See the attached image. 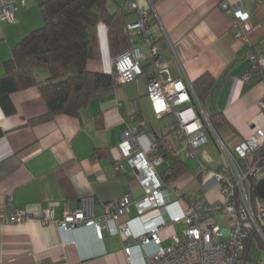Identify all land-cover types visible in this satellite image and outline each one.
<instances>
[{
  "label": "crops",
  "instance_id": "crops-1",
  "mask_svg": "<svg viewBox=\"0 0 264 264\" xmlns=\"http://www.w3.org/2000/svg\"><path fill=\"white\" fill-rule=\"evenodd\" d=\"M26 0L15 12L13 22H0V75L4 62L11 58L16 42L42 24L40 3ZM135 1L147 6V0H107L109 12L121 10L129 47L143 53L139 58L142 73L133 81L120 83L109 92L91 99L75 116L58 114L54 118L32 122L47 111L43 97L36 88H24L10 94L15 111L5 114L0 106V199L4 212L18 209L28 217L18 223L0 225V264H133L124 255L123 240L110 235L105 225L101 237L94 226L80 224L71 230H61L58 220L66 210H78L84 217L98 218L106 213V204L117 202L129 194L132 200L143 197V188L136 182L135 171L122 158L121 134L137 128L136 146L151 156V145L157 144L160 164L155 166L162 193L170 213L187 206L190 200H202L210 207L221 200L219 186L211 172L222 169L226 155H211L208 141L222 142L228 151L247 138L253 127H264V0H154L149 7L150 22L145 35L154 38L161 59L171 76L182 82H198L209 75L214 84L202 103L205 111L214 116L217 125L203 128L204 144L193 148L185 139L173 135L175 116L154 114L146 96L149 77L148 44L144 38H134L126 25L138 19L127 6ZM238 2L249 13L244 35L235 36L232 15L221 7L222 2ZM108 27L102 20L88 30L89 42L86 68L96 72H112L114 56L110 52ZM252 56H256L252 60ZM34 67L37 80L43 82L48 71ZM248 74V78L244 76ZM194 88V87H193ZM195 91V90H194ZM196 93V92H195ZM197 95V94H196ZM216 137V138H215ZM216 145V143L214 144ZM205 151L199 155L198 148ZM202 155V156H201ZM176 162L179 173L167 178L169 167ZM207 168L199 171V165ZM119 166V168H117ZM179 190L180 194L177 192ZM176 191V192H175ZM11 199L6 204V198ZM124 222L137 215L128 205ZM53 210L54 221L42 222L45 209ZM157 214L150 210L141 218L147 220ZM136 220V219H135ZM184 224H171L162 229L163 246L168 234L180 233ZM132 231L142 228L139 221L131 224ZM142 255L155 250L153 243L141 247Z\"/></svg>",
  "mask_w": 264,
  "mask_h": 264
},
{
  "label": "built area",
  "instance_id": "built-area-1",
  "mask_svg": "<svg viewBox=\"0 0 264 264\" xmlns=\"http://www.w3.org/2000/svg\"><path fill=\"white\" fill-rule=\"evenodd\" d=\"M26 0H0V22L15 20V12L25 5ZM154 0H147V6L132 1L127 9L135 11L138 19L126 25L127 31L134 38H144L148 44V59L151 66L148 68L146 96L154 114L162 116L172 113L175 116L173 135L186 140L192 148L204 144L206 135L203 128L211 127L208 114L201 101L195 94L191 82H182L174 79L169 68L161 59L154 38L145 35V29L150 22L149 7L153 9ZM221 7L232 15L234 36L246 40L244 35L249 13L235 2L229 4L224 1ZM143 53L137 47H129L113 58V73L115 83L133 81L142 72L139 58ZM256 56H252L255 60ZM248 78V74L244 79ZM264 110V104L260 103ZM137 128H130L122 132L120 147L121 157L135 171L136 182L144 191L142 198L132 200L129 194L123 195L117 202L106 204V213L103 217L86 218L81 211L66 210L63 217L56 221L61 230H71L77 225L84 224L95 227V232L101 237V226L107 227L110 235H120L123 240L133 239L134 244L124 245V255L133 264H243L248 260L245 255L246 243L251 235L256 233L264 244V200L252 196L251 189L260 176L264 175V127H253L251 134L242 139L228 151L226 146L218 141L216 146L226 155V164L222 169L212 171V177L219 186L221 200L213 202L207 208L202 200H190L187 206L170 213L169 219L163 215L169 212L171 203H167L162 193V183L159 181L155 166L160 164L161 157L157 155V144H152L147 155L139 148L134 153L132 146H136ZM261 151V152H260ZM199 171L208 170L200 164ZM119 168V166L117 167ZM176 192V191H175ZM177 192L180 194L179 190ZM11 202L10 197L5 203ZM128 205L136 208L134 218L119 223L118 220L128 212ZM4 210V202L0 199V225L14 224L24 221L28 215L24 211L14 209L11 213ZM156 210L157 214L145 220L143 214ZM53 210L45 209L42 222L54 221ZM139 221L142 228L132 231L131 224ZM182 223L184 228L180 233L172 231L168 234L169 243L163 246L162 229L171 224ZM153 243L155 250L147 257L142 255L141 247ZM262 256L251 264H264V247H259Z\"/></svg>",
  "mask_w": 264,
  "mask_h": 264
},
{
  "label": "trees",
  "instance_id": "trees-1",
  "mask_svg": "<svg viewBox=\"0 0 264 264\" xmlns=\"http://www.w3.org/2000/svg\"><path fill=\"white\" fill-rule=\"evenodd\" d=\"M106 3L107 0L41 1L43 25L16 42L11 58L3 64L4 72L0 75V106L5 114L15 111L10 94L24 88L36 86L40 91L47 111L32 122H41L58 114L75 116L91 99L100 97L116 86L114 71H90L85 62L88 30L99 20L108 27L109 48L114 58L130 46V38L125 29L127 14L121 10L109 12ZM34 67H42L48 71V77L43 82L34 76ZM213 84V79L207 74L193 83L195 94L202 102ZM209 118L215 127V117L212 115ZM176 167V162L169 167L168 180L179 173ZM250 189L252 196H256L253 186ZM253 240H256L259 247H264L261 238L253 232L246 243L247 257Z\"/></svg>",
  "mask_w": 264,
  "mask_h": 264
},
{
  "label": "rangeland",
  "instance_id": "rangeland-1",
  "mask_svg": "<svg viewBox=\"0 0 264 264\" xmlns=\"http://www.w3.org/2000/svg\"><path fill=\"white\" fill-rule=\"evenodd\" d=\"M41 25H43V17H42V24ZM43 70H45V69H43ZM216 142L218 143L217 139L216 140L214 139V142L213 141H208V143L206 144V146L209 148V150L207 151L208 154H211L213 156L215 154L216 155H218V154L221 155L219 153L220 151L217 149L216 145H214ZM203 151H205L204 147L198 148L199 155L202 154ZM262 253L263 252L261 250H259V246H258L256 240H253L251 245H250V248L248 249L249 258H247L248 260H246L243 264H251V263H253V261L258 260V258L262 256Z\"/></svg>",
  "mask_w": 264,
  "mask_h": 264
},
{
  "label": "water",
  "instance_id": "water-1",
  "mask_svg": "<svg viewBox=\"0 0 264 264\" xmlns=\"http://www.w3.org/2000/svg\"><path fill=\"white\" fill-rule=\"evenodd\" d=\"M253 189L256 195L264 200V175L255 181Z\"/></svg>",
  "mask_w": 264,
  "mask_h": 264
}]
</instances>
